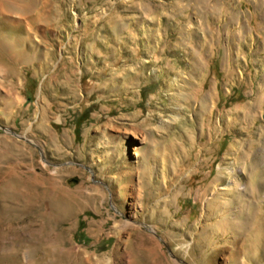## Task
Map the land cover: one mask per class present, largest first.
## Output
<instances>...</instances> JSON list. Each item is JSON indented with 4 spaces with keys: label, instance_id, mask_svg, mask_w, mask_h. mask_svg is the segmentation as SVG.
<instances>
[{
    "label": "rangeland",
    "instance_id": "1",
    "mask_svg": "<svg viewBox=\"0 0 264 264\" xmlns=\"http://www.w3.org/2000/svg\"><path fill=\"white\" fill-rule=\"evenodd\" d=\"M0 264H264V0H0Z\"/></svg>",
    "mask_w": 264,
    "mask_h": 264
},
{
    "label": "bare ground",
    "instance_id": "2",
    "mask_svg": "<svg viewBox=\"0 0 264 264\" xmlns=\"http://www.w3.org/2000/svg\"><path fill=\"white\" fill-rule=\"evenodd\" d=\"M260 6L262 7V3L260 4ZM232 187H234L233 184H232Z\"/></svg>",
    "mask_w": 264,
    "mask_h": 264
}]
</instances>
